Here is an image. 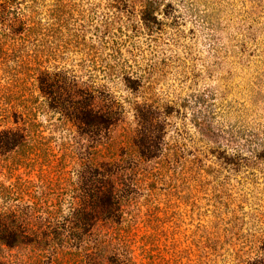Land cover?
<instances>
[{"label":"rangeland","instance_id":"374dc122","mask_svg":"<svg viewBox=\"0 0 264 264\" xmlns=\"http://www.w3.org/2000/svg\"><path fill=\"white\" fill-rule=\"evenodd\" d=\"M0 222V264L264 255V0H0Z\"/></svg>","mask_w":264,"mask_h":264},{"label":"trees","instance_id":"16d2710c","mask_svg":"<svg viewBox=\"0 0 264 264\" xmlns=\"http://www.w3.org/2000/svg\"><path fill=\"white\" fill-rule=\"evenodd\" d=\"M147 10L144 11V15H143V19L144 21H149L148 18H146L147 13H145ZM146 14V15H145ZM29 22V18L26 17L25 15L22 16H17V18H15V21L13 23L10 24L11 28L13 26H15V24H17V26L19 27V29H24V30H30L31 25H28ZM18 29L15 30V33H18ZM14 32V31H13ZM45 73H48L47 70L45 71ZM102 125H107V123H104ZM22 138V136L18 133H14L12 134V139L10 142L6 141L5 145L9 146L12 145L13 143H17L19 141V139ZM11 143V144H10ZM9 144V145H8ZM106 205H108L109 207H112V204H114V202L117 200V195L114 193L113 188L112 189H108V191L106 190ZM15 226V225H14ZM16 227V226H15ZM7 227H4V223L0 222V244L8 247V248H14L20 245H34L37 241L33 236H18L16 234L13 235H4L3 233L5 231H7ZM15 230H17L15 228ZM107 244L105 241H103V247H102V253L100 258L98 259V256H96L95 254L89 253L86 254V259L83 260V262L85 264H114V262L110 259V256H106V253L110 254V251L107 249ZM115 253V252H114ZM115 256V255H114ZM118 263L116 264H124V260H121L119 258H117ZM127 261V260H125ZM129 262V261H127ZM83 263V264H84ZM244 264H264V255H256L255 257L245 260Z\"/></svg>","mask_w":264,"mask_h":264}]
</instances>
